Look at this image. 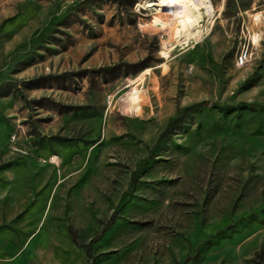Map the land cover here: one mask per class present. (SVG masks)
<instances>
[{
	"label": "rangeland",
	"instance_id": "obj_1",
	"mask_svg": "<svg viewBox=\"0 0 264 264\" xmlns=\"http://www.w3.org/2000/svg\"><path fill=\"white\" fill-rule=\"evenodd\" d=\"M155 2L0 0V229L42 264H264V0L190 40Z\"/></svg>",
	"mask_w": 264,
	"mask_h": 264
},
{
	"label": "crops",
	"instance_id": "obj_2",
	"mask_svg": "<svg viewBox=\"0 0 264 264\" xmlns=\"http://www.w3.org/2000/svg\"><path fill=\"white\" fill-rule=\"evenodd\" d=\"M41 228L29 232L0 229V264H42Z\"/></svg>",
	"mask_w": 264,
	"mask_h": 264
},
{
	"label": "bare ground",
	"instance_id": "obj_3",
	"mask_svg": "<svg viewBox=\"0 0 264 264\" xmlns=\"http://www.w3.org/2000/svg\"><path fill=\"white\" fill-rule=\"evenodd\" d=\"M162 4L168 6L170 9H173L175 6L181 8L186 14V22L183 25L184 33L183 35L187 37L188 40L201 35V29L194 33V29L200 28L201 17H202V8L200 5H203L206 9V13L211 15L212 5L209 3V0H196L195 4L190 3L189 0H157V2L150 4L156 5ZM210 18V17H209Z\"/></svg>",
	"mask_w": 264,
	"mask_h": 264
},
{
	"label": "trees",
	"instance_id": "obj_4",
	"mask_svg": "<svg viewBox=\"0 0 264 264\" xmlns=\"http://www.w3.org/2000/svg\"><path fill=\"white\" fill-rule=\"evenodd\" d=\"M199 106V104H195V105H191L187 107V110H193L196 109ZM249 106H255V104H250ZM182 116L176 117L175 119H173L171 121V123L169 124V129L172 128L175 124H177L178 122H180L182 120ZM72 229V227H71Z\"/></svg>",
	"mask_w": 264,
	"mask_h": 264
},
{
	"label": "built area",
	"instance_id": "obj_5",
	"mask_svg": "<svg viewBox=\"0 0 264 264\" xmlns=\"http://www.w3.org/2000/svg\"><path fill=\"white\" fill-rule=\"evenodd\" d=\"M248 56H249V51H245V52H241L239 54V58L238 61L241 62L242 64H244L245 62L248 61Z\"/></svg>",
	"mask_w": 264,
	"mask_h": 264
}]
</instances>
